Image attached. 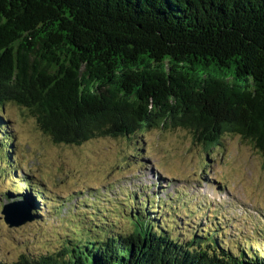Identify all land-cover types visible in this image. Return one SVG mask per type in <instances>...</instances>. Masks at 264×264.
Wrapping results in <instances>:
<instances>
[{"label": "trees", "instance_id": "trees-1", "mask_svg": "<svg viewBox=\"0 0 264 264\" xmlns=\"http://www.w3.org/2000/svg\"><path fill=\"white\" fill-rule=\"evenodd\" d=\"M9 104L55 143L172 127L205 150L240 136L264 162V0H0V175L14 168ZM150 202L0 264H264V250L225 247L198 211L179 221Z\"/></svg>", "mask_w": 264, "mask_h": 264}, {"label": "rangeland", "instance_id": "rangeland-1", "mask_svg": "<svg viewBox=\"0 0 264 264\" xmlns=\"http://www.w3.org/2000/svg\"><path fill=\"white\" fill-rule=\"evenodd\" d=\"M4 111L14 168L0 175L1 258L56 251L60 238L51 232L63 237L81 221L87 226L103 224L104 217L124 220L142 214L148 201L162 217L179 221L182 212L198 211L203 220L191 216L196 223L233 251L264 250V162L248 140L224 134L217 149L205 150L183 128L152 127L128 137L61 144L27 111L14 104ZM15 202L30 206L32 216L33 207L39 209L33 221L4 223L2 206Z\"/></svg>", "mask_w": 264, "mask_h": 264}, {"label": "water", "instance_id": "water-1", "mask_svg": "<svg viewBox=\"0 0 264 264\" xmlns=\"http://www.w3.org/2000/svg\"><path fill=\"white\" fill-rule=\"evenodd\" d=\"M31 207L24 202H15L2 206L1 216L8 227H18L27 222L33 221L30 214Z\"/></svg>", "mask_w": 264, "mask_h": 264}]
</instances>
